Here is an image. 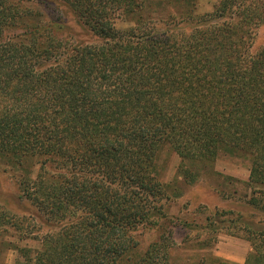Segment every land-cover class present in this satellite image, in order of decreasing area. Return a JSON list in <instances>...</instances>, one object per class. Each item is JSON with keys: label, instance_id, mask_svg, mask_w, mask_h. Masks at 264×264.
<instances>
[{"label": "trees", "instance_id": "1", "mask_svg": "<svg viewBox=\"0 0 264 264\" xmlns=\"http://www.w3.org/2000/svg\"><path fill=\"white\" fill-rule=\"evenodd\" d=\"M34 1L0 0V160L35 209L0 211V227L42 233L38 248L10 249L13 264H173L164 148L184 186L220 155L246 159L248 204L264 211V45L252 49L264 0L203 15L197 0ZM49 4L76 26L35 10ZM247 234L243 264H264V229Z\"/></svg>", "mask_w": 264, "mask_h": 264}, {"label": "rangeland", "instance_id": "2", "mask_svg": "<svg viewBox=\"0 0 264 264\" xmlns=\"http://www.w3.org/2000/svg\"><path fill=\"white\" fill-rule=\"evenodd\" d=\"M218 1L197 0V14L212 12ZM31 4L35 5V1ZM35 10L42 12L44 19L58 21L61 17L64 21H69L68 24L76 26L68 15L66 19L52 4L47 7L36 5ZM115 27L124 29L128 24L116 20ZM82 39L88 40L89 37ZM262 45L264 26L257 30L252 49L256 50ZM33 164H30L31 179L37 173V167ZM178 164V157L168 148H164L160 155L158 170L169 197L163 203L165 212L174 222L171 228L175 243L171 253L173 264L192 262L207 252L231 263L243 264L251 250L247 241V231L264 229V211L248 204L249 198L252 197V189L248 185V161L244 158L220 155L212 167L197 166L195 172L199 179L191 186L175 182ZM15 176L0 160V211L16 217L34 218V207L29 201L18 198ZM177 192L179 193L175 195ZM261 199H264V196ZM2 229L3 226L0 227L2 264H13L17 254L10 249L15 246L32 249L39 246L36 238H40L41 232L34 234V239L32 237L25 239L24 232L14 233L12 230L2 232ZM158 234L156 229L151 228L140 231L138 236L140 252L156 241Z\"/></svg>", "mask_w": 264, "mask_h": 264}]
</instances>
